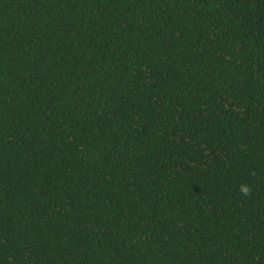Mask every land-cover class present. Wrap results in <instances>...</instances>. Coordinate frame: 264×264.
Returning a JSON list of instances; mask_svg holds the SVG:
<instances>
[{"label":"trees","instance_id":"1","mask_svg":"<svg viewBox=\"0 0 264 264\" xmlns=\"http://www.w3.org/2000/svg\"><path fill=\"white\" fill-rule=\"evenodd\" d=\"M0 264H264V0H0Z\"/></svg>","mask_w":264,"mask_h":264},{"label":"clouds","instance_id":"2","mask_svg":"<svg viewBox=\"0 0 264 264\" xmlns=\"http://www.w3.org/2000/svg\"><path fill=\"white\" fill-rule=\"evenodd\" d=\"M239 192L242 196H250L252 193V187L251 185L244 183L240 185Z\"/></svg>","mask_w":264,"mask_h":264}]
</instances>
